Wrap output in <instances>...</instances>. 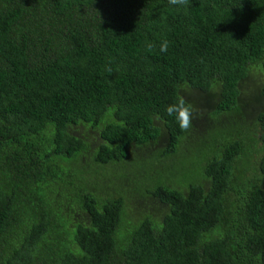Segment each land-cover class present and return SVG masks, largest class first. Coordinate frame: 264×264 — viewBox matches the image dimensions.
<instances>
[{
  "label": "trees",
  "instance_id": "obj_1",
  "mask_svg": "<svg viewBox=\"0 0 264 264\" xmlns=\"http://www.w3.org/2000/svg\"><path fill=\"white\" fill-rule=\"evenodd\" d=\"M0 264H264V0H0Z\"/></svg>",
  "mask_w": 264,
  "mask_h": 264
},
{
  "label": "rangeland",
  "instance_id": "obj_2",
  "mask_svg": "<svg viewBox=\"0 0 264 264\" xmlns=\"http://www.w3.org/2000/svg\"><path fill=\"white\" fill-rule=\"evenodd\" d=\"M251 77H252L251 80H255L256 78L255 75ZM240 88H241V94H240L241 100L242 102H247V95H246L247 83L245 84L242 83ZM252 103L256 105V102L254 100H252ZM198 128H199L198 129L199 132L197 133L194 130V133L191 138V143L187 150L188 156L193 157L194 166L192 164L187 163L185 164L188 168L187 171L184 173H177L178 166L182 163L180 161L176 162L174 158H172L171 162H169L165 167H163L157 172L163 178V180H170L171 178H174L177 181H182L185 178L186 179L195 178L198 175L199 169L202 170L200 167H203V165H205L213 157L218 156L219 150L217 147H215V144L212 142V140L214 138L219 139V135H222L223 141L224 142L227 141V119L225 123V128L223 129H212L211 131L209 127H205L204 125H201ZM229 132H230L229 134L230 141L238 140V136L236 134L237 128L230 127ZM242 141L245 145H247V148L243 151V154L241 155V158H243L242 165H245L246 168L243 171L238 172L239 173L238 175L242 177L248 175L249 177L255 174V166L258 160L257 158L258 155L256 154L253 155V159L252 157H250V154L256 151V144H254L253 146H249V145L251 143H256V140L254 136L247 135V136H243ZM260 148H262L261 144H260ZM182 151L183 148L179 151L178 155H180ZM198 155H201L202 157L201 160H198L197 158ZM237 164L238 163H236V165ZM195 167L198 169H196ZM154 203H151L150 207H154Z\"/></svg>",
  "mask_w": 264,
  "mask_h": 264
},
{
  "label": "clouds",
  "instance_id": "obj_3",
  "mask_svg": "<svg viewBox=\"0 0 264 264\" xmlns=\"http://www.w3.org/2000/svg\"><path fill=\"white\" fill-rule=\"evenodd\" d=\"M171 5H186L189 0H168ZM168 42L165 40L160 46L161 52H167ZM196 109L183 97H180L178 101L166 108V112L169 116H175L179 128L182 131H187L192 126V119Z\"/></svg>",
  "mask_w": 264,
  "mask_h": 264
}]
</instances>
